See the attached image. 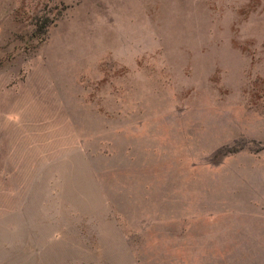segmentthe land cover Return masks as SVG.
Returning <instances> with one entry per match:
<instances>
[{
    "label": "rangeland",
    "instance_id": "rangeland-1",
    "mask_svg": "<svg viewBox=\"0 0 264 264\" xmlns=\"http://www.w3.org/2000/svg\"><path fill=\"white\" fill-rule=\"evenodd\" d=\"M0 264H264V0H0Z\"/></svg>",
    "mask_w": 264,
    "mask_h": 264
}]
</instances>
